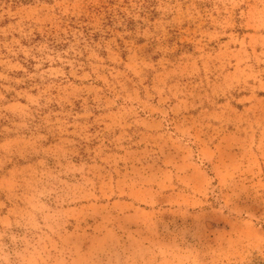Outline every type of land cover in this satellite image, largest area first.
<instances>
[{"label": "rangeland", "instance_id": "rangeland-1", "mask_svg": "<svg viewBox=\"0 0 264 264\" xmlns=\"http://www.w3.org/2000/svg\"><path fill=\"white\" fill-rule=\"evenodd\" d=\"M0 264H264V0H0Z\"/></svg>", "mask_w": 264, "mask_h": 264}]
</instances>
